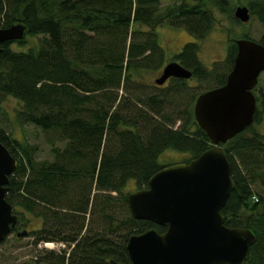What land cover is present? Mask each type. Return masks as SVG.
Wrapping results in <instances>:
<instances>
[{"label": "trees", "instance_id": "obj_1", "mask_svg": "<svg viewBox=\"0 0 264 264\" xmlns=\"http://www.w3.org/2000/svg\"><path fill=\"white\" fill-rule=\"evenodd\" d=\"M240 1L264 23V0ZM231 2L0 0V28L24 26L21 39L0 43V143L15 158L5 200L19 221L26 222L25 213L39 219L33 243L59 241L68 248L39 253L32 264H131L127 237L165 230L134 219L126 202L130 192L123 188L129 180L135 190L145 188L163 167L157 156L165 149L188 153L186 162L210 146L192 106L198 94L224 83L236 47L229 41L223 60L209 68L196 52L215 22L214 9L230 15ZM163 24L192 36L171 60L189 70L197 85L179 78L161 85L141 79L163 64L154 31ZM37 35L36 45L24 47L26 36ZM256 42L264 46V33ZM256 91L253 122L220 144L234 184L220 208L223 224L254 236L244 264H264V199L251 189L264 187V136L253 128L264 115V88ZM8 97L19 104L18 124L61 142L50 149V160H36V147L6 132L1 102Z\"/></svg>", "mask_w": 264, "mask_h": 264}, {"label": "water", "instance_id": "obj_2", "mask_svg": "<svg viewBox=\"0 0 264 264\" xmlns=\"http://www.w3.org/2000/svg\"><path fill=\"white\" fill-rule=\"evenodd\" d=\"M232 16L247 22V7L236 5ZM23 36L20 23L0 28V43ZM234 44L235 56L224 83L198 94L192 106L194 121L210 146L186 162L161 167L147 179L145 188L126 196L134 219L165 227L162 233L150 228L127 237L125 249L131 264H244L248 256L253 234L246 228L225 226L220 214L234 186L220 144L253 122L256 98L252 90L264 70V46L248 38L235 39ZM190 76L189 70L170 61L153 82L161 85L170 77ZM14 166L15 158L0 143V242L16 223L12 206L5 200ZM25 233L21 230L16 236Z\"/></svg>", "mask_w": 264, "mask_h": 264}, {"label": "rangeland", "instance_id": "obj_3", "mask_svg": "<svg viewBox=\"0 0 264 264\" xmlns=\"http://www.w3.org/2000/svg\"><path fill=\"white\" fill-rule=\"evenodd\" d=\"M171 0H160V4L164 5L169 3ZM180 2V0H175ZM192 2L193 0H188ZM234 6L245 5L243 1L232 0ZM219 12L214 9L215 22L209 29L206 35L201 38L198 42V50L196 52L198 60L206 67L209 68L213 63L223 60L227 43L232 39H239L246 36L252 40H259L264 33V23L259 22L254 16L249 14L247 22H240L232 16ZM141 29L146 27L141 26ZM157 37V42L163 50L164 61L163 64L155 71L142 76L141 79L150 82L152 79L157 77L161 71L163 65L178 53L180 48L185 42L193 40L192 36L183 28L171 27L168 25H160L154 29ZM41 35L37 36H26L23 42L24 47L34 46L39 42ZM10 47L16 49L17 44L11 43ZM188 85H197L198 82L195 78H189L186 80ZM165 84V83H164ZM202 84V83H201ZM205 84L201 85V88ZM258 88H264V70L260 72L257 77V83L253 91L256 94ZM3 110L6 112L1 117V124L5 127L6 132L9 136L17 139L20 142H26L28 145L36 147L34 153L36 160H50L52 147L59 146L62 144L58 138L51 133L41 132L39 128H36L30 124H18L15 119V111L18 109V102L11 98H5L1 102ZM261 135L264 136V115L259 123L254 124L253 127ZM188 153L165 149L157 156V162L162 166H168L171 164L179 163L188 158ZM136 186L134 182L129 180L125 183L123 192H133ZM252 191L258 192L264 199V187H260L257 184H253L251 187ZM264 208V200L261 204ZM18 210V208H15ZM26 222L20 220L18 223V231L22 229L28 232L32 228L39 227V219L33 217L31 214L25 213ZM84 226L88 227L90 221L87 220L88 216L84 217ZM23 222V223H22ZM34 237L30 234L25 237H15L13 233L8 234L3 241L0 242V264H32L34 257L38 256L39 253H45L46 251L59 252L61 250H68L64 242H52V241H36L33 243ZM47 243V244H46ZM51 243V244H50ZM71 246V245H70ZM69 246V247H70Z\"/></svg>", "mask_w": 264, "mask_h": 264}, {"label": "flooded vegetation", "instance_id": "obj_4", "mask_svg": "<svg viewBox=\"0 0 264 264\" xmlns=\"http://www.w3.org/2000/svg\"><path fill=\"white\" fill-rule=\"evenodd\" d=\"M170 78H172V77H170ZM169 79V78H168ZM168 79H166V80H168ZM212 89V88H211ZM18 223H19V220H18V217L16 216V223L11 227V228H13L12 230H11V228H10V232H9V234L10 233H13V235L15 236V237H17L16 236V233L17 232H20V231H18ZM38 227H36V229H37ZM22 230H25V229H22ZM33 230H35V228H32L29 232L27 231V230H25L26 231V233H25V235L24 236H20V237H25L26 235H28V234H30L31 235V231H33Z\"/></svg>", "mask_w": 264, "mask_h": 264}]
</instances>
